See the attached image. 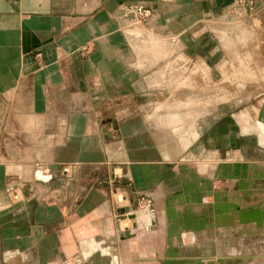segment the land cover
Wrapping results in <instances>:
<instances>
[{"label":"crops","instance_id":"1","mask_svg":"<svg viewBox=\"0 0 264 264\" xmlns=\"http://www.w3.org/2000/svg\"><path fill=\"white\" fill-rule=\"evenodd\" d=\"M262 1L0 0V264H264Z\"/></svg>","mask_w":264,"mask_h":264},{"label":"built area","instance_id":"2","mask_svg":"<svg viewBox=\"0 0 264 264\" xmlns=\"http://www.w3.org/2000/svg\"><path fill=\"white\" fill-rule=\"evenodd\" d=\"M238 1H240V0H238ZM262 6L264 8V0L262 1ZM122 9H123L122 15L124 17L130 15L131 16L130 17L131 22H141V21L145 20V18L149 14V10L147 8H141V7L138 8L134 4H126L123 6ZM38 169L46 175V178H44V179H47L50 176V174H47L46 169H44V168H38ZM120 194H121L120 197L116 196V202L119 206L123 205L124 201L126 200L125 194H123V193H120ZM150 201H151L150 197L147 194L142 193V192L139 193L138 198L136 200V209H140V210L147 209L150 205Z\"/></svg>","mask_w":264,"mask_h":264},{"label":"rangeland","instance_id":"3","mask_svg":"<svg viewBox=\"0 0 264 264\" xmlns=\"http://www.w3.org/2000/svg\"><path fill=\"white\" fill-rule=\"evenodd\" d=\"M172 71L170 70V73H171ZM169 73V74H170ZM186 80V79H185ZM183 80L184 82L183 83H185L186 85H188L187 84V81L188 80ZM173 82L175 83V80H169V81H167V86H165V87H167V90H170V89H172V91L174 90V85H173ZM181 82V81H180ZM223 83V84H222ZM215 84H216V88H217V86H220V85H228V84H230V82L228 81H226V80H222V79H220V80H216L215 81ZM226 85V86H227ZM237 86H238V84H236ZM162 98H160L159 100H157V101H161V102H164V103H170V102H173V101H175V99L178 97L179 99L182 97V95H171V94H169V95H162L161 96ZM227 97H230V96H228V95H223V94H215V98L216 99H225V98H227ZM236 97H238V96H235V95H233L232 96V98H236ZM165 99V100H164ZM184 101H186V102H188V101H190V96L189 95H184ZM165 110H162L161 112H164ZM135 210L136 209V207L135 208H133L132 207V210ZM140 210V209H139ZM123 216H127L125 213H124V215ZM129 226H130V224H128Z\"/></svg>","mask_w":264,"mask_h":264},{"label":"bare ground","instance_id":"4","mask_svg":"<svg viewBox=\"0 0 264 264\" xmlns=\"http://www.w3.org/2000/svg\"><path fill=\"white\" fill-rule=\"evenodd\" d=\"M134 25H135V27H140L139 24H137V23H134ZM133 27H134V26H133ZM140 28H141V27H140ZM118 196L120 197L121 194H118ZM124 221H127V223H126V224H123ZM129 223H130V219H128V218H124L123 220L120 221L121 226H126V225H128Z\"/></svg>","mask_w":264,"mask_h":264},{"label":"water","instance_id":"5","mask_svg":"<svg viewBox=\"0 0 264 264\" xmlns=\"http://www.w3.org/2000/svg\"><path fill=\"white\" fill-rule=\"evenodd\" d=\"M126 215L131 216V214H128V213H127ZM122 235H123V236H126V235H128V232H127V231H124V232L122 233Z\"/></svg>","mask_w":264,"mask_h":264}]
</instances>
